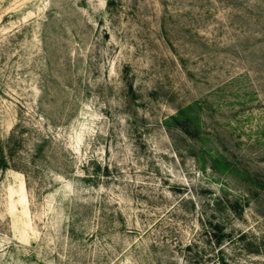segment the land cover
Segmentation results:
<instances>
[{"label":"rangeland","instance_id":"374dc122","mask_svg":"<svg viewBox=\"0 0 264 264\" xmlns=\"http://www.w3.org/2000/svg\"><path fill=\"white\" fill-rule=\"evenodd\" d=\"M0 264H264V0H0Z\"/></svg>","mask_w":264,"mask_h":264},{"label":"bare ground","instance_id":"6f19581e","mask_svg":"<svg viewBox=\"0 0 264 264\" xmlns=\"http://www.w3.org/2000/svg\"><path fill=\"white\" fill-rule=\"evenodd\" d=\"M24 188H25V186H24ZM20 204H21L22 206H24V207H26L27 204H28L27 201H26L25 190H24V191L22 192V194H21ZM25 210L28 211L27 208H25Z\"/></svg>","mask_w":264,"mask_h":264}]
</instances>
